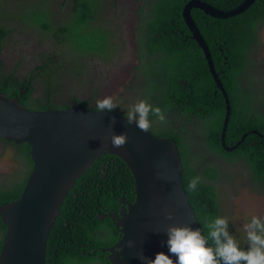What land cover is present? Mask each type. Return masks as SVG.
Segmentation results:
<instances>
[{"label": "water", "instance_id": "water-1", "mask_svg": "<svg viewBox=\"0 0 264 264\" xmlns=\"http://www.w3.org/2000/svg\"><path fill=\"white\" fill-rule=\"evenodd\" d=\"M257 1L223 10L216 0H0V26L9 32L0 68L19 84L13 98L0 93V139L29 146L33 161L20 199L0 206L8 227L0 264H45L46 236L66 193L101 154L119 156L136 180L135 204L122 199V210L110 215L120 239L108 252L123 264H139L137 251L149 258L166 251L160 242L168 224L202 230L185 186L178 143L158 130L171 127L190 143L207 145L215 111L187 114V126L159 106L152 86L170 69L167 57L173 56L178 36L190 39L223 100H230L224 143L230 139L233 102L217 76L195 10L202 7L215 18L230 19ZM150 64L156 65L151 76ZM104 96L118 105L112 114L92 108ZM87 99H92L89 108ZM139 99L160 107L166 121L146 132L128 125L123 114ZM113 133H126L127 143L112 147ZM128 241L132 248L126 247ZM110 260L116 264L114 257Z\"/></svg>", "mask_w": 264, "mask_h": 264}, {"label": "trees", "instance_id": "trees-1", "mask_svg": "<svg viewBox=\"0 0 264 264\" xmlns=\"http://www.w3.org/2000/svg\"><path fill=\"white\" fill-rule=\"evenodd\" d=\"M216 1L223 3L218 5L219 9L228 10L244 0ZM195 16L200 23L203 20L209 22L206 28L210 33L207 39L212 47V61L218 78L233 102L234 116L228 132L230 139L226 140L225 145L231 148L242 141L246 134L248 136L238 149L230 153L222 150L221 129L225 117V101L212 81L206 61L198 56L196 45L190 39L178 36L172 50L173 56L167 57L171 67L165 71L166 75L158 86L153 85L152 89L159 94V106L178 115L187 126V114L215 111V116L209 122L213 136L207 139L208 150L221 155L222 162L230 163V167L241 165L243 169L249 168L247 172L253 180L252 190L264 195V111H246L244 102L252 100L242 97L239 85L242 74L252 67L250 56L258 42L257 27L264 21V0H258L246 13L227 20H217L197 10ZM8 34L0 26V54ZM224 58H227L226 66ZM155 66L150 64V76ZM248 79L252 81L251 76ZM184 82L188 84L185 86ZM17 92L19 84L0 68V93L13 98ZM91 102L92 99L84 100V105L89 108ZM150 119L153 126L161 123L154 116L150 115ZM254 129L263 137L254 134ZM158 132L161 137H170L178 143L184 162L186 189L192 176L201 179L197 191L187 189V192L202 231L207 236L206 220L221 216L217 188L221 170L214 166L201 167L199 159L191 151L193 143L180 136L174 128L170 127L167 131L159 129ZM0 144L13 150L17 163V168L11 174L3 176L5 180L0 185L1 206L19 199L33 164L28 155L31 149L27 145L15 146L2 139ZM209 153H206L207 156ZM216 161L219 162L218 159ZM134 185L132 172L123 160L103 155L94 161L69 192L60 215L54 221L47 240L46 264H110L108 250L120 238L117 220L110 215L121 208L120 197L126 195L129 200H135ZM7 229L0 212V256Z\"/></svg>", "mask_w": 264, "mask_h": 264}, {"label": "clouds", "instance_id": "clouds-1", "mask_svg": "<svg viewBox=\"0 0 264 264\" xmlns=\"http://www.w3.org/2000/svg\"><path fill=\"white\" fill-rule=\"evenodd\" d=\"M117 108L118 105L111 96L95 100L96 114H112ZM150 115L161 123L166 121L165 112L146 99H139L131 104L122 118L128 125H134L140 131L146 132L152 127ZM127 141L126 133H113L110 137L111 146L114 148L123 147ZM221 146L224 152L228 148L225 144ZM229 149L230 152L234 151L233 147ZM216 163L217 161L214 162ZM200 183V177L194 175L188 180L187 189L195 192ZM165 218L171 220L172 214L166 213ZM206 227L207 236L199 227L168 224L163 229L164 239L160 242L161 247L166 248V251H157L150 258L145 256L142 250L137 251L136 259L139 264H264V216L253 215L244 224L246 247H241L230 233L228 220L225 217L217 215L206 220ZM231 227L234 229L233 226ZM126 247L132 248L133 242L128 241ZM121 252L122 249H116L118 255ZM111 256L109 252L110 264H112Z\"/></svg>", "mask_w": 264, "mask_h": 264}, {"label": "rangeland", "instance_id": "rangeland-1", "mask_svg": "<svg viewBox=\"0 0 264 264\" xmlns=\"http://www.w3.org/2000/svg\"><path fill=\"white\" fill-rule=\"evenodd\" d=\"M250 61L253 65L252 81L245 79L244 86L247 90L255 89L256 98L263 99L264 24L260 26L259 39L251 54ZM259 109L264 110V102L259 106ZM193 145L201 166H214L221 170L217 186L221 216L228 220L229 231L240 246L246 247L247 241L243 226L253 215L264 216V196L256 194L252 190L253 180L247 172L249 168L243 169L241 165L230 167L232 165L224 161L214 164L208 159L207 151L202 148V145L194 143ZM197 154L194 152L193 156L195 157ZM208 156L213 158L212 154H208ZM15 168H17V163L13 150L0 144V185L5 180L3 176L11 174Z\"/></svg>", "mask_w": 264, "mask_h": 264}, {"label": "bare ground", "instance_id": "bare-ground-1", "mask_svg": "<svg viewBox=\"0 0 264 264\" xmlns=\"http://www.w3.org/2000/svg\"><path fill=\"white\" fill-rule=\"evenodd\" d=\"M254 5H255V3H254L250 8H248L244 13H246V12H247L249 9H251ZM196 10H197V11H200V12H201L203 15H205V16H209V17L214 18V19H217V20H226V19H223V18H215V17H213L212 15L207 14L205 8L197 7ZM244 13H242V14H244ZM242 14H241V15H242ZM238 16H240V15H238ZM238 16H234V17H238ZM234 17H232V18H234ZM196 21H197L198 24H201V23H199L198 18H196ZM262 24H264V21L261 22V23L258 25V27H257L258 35H259V32H260V26H261ZM258 39H259V36H258ZM255 46H256V43H255ZM254 48H255V47H254ZM250 57H251V56H250ZM224 65H225V66L227 65V58H224ZM251 65H252V63H251ZM252 73H253V65H252V67H249V68H248V69L242 74V76L240 77V80H239V85H240V88H241V90H240V94L242 95L243 98H250V99L252 100V102H247V101L244 102V105H245V107H246V111H247L248 109H259V106L264 102V98H263V96H261L263 99H259V98L252 99L250 96H251L252 94H255V93H254L255 89H249V90H247V89L245 88V86L243 87V85H242V82H243L245 79H247V80L249 81L248 77H249V76H252ZM243 75L245 76V79L243 78ZM263 87H264V86H263ZM263 87H262V88H263ZM262 88H261V89H262ZM242 89H243V90H242ZM224 101H225V117H224V121H223V124H222V129H221V145L225 144V143H224V135H225L226 127H225V124H224V123L228 120V117H229V111H230V100H228V99H224ZM259 110H260V109H259ZM262 111H264V110H262ZM253 132H254V134H257V135H260L261 137H263V135L259 134L258 130L254 129ZM247 136H248V134H246V135L243 137L242 141H240L238 144L234 145V146H233V149H234V150L238 149V147L244 142V140H245V138H246ZM8 143H9V142H8ZM22 145H24V144H21V145H19V146H22ZM28 147H29V146H28ZM29 148H30V147H29ZM202 148H203L204 150L207 151L206 153H209V152H210L209 154H212V155H213V158L215 157L216 159L219 160V162L222 163V161L220 160V159L222 158L221 155H219V154H217V153L214 154V153H212L211 151H209L207 145H202ZM178 149H179V154H180V159H181V162H182V166H183V169H184V162H183V159H182V157H181V151H180V148H179V147H178ZM222 150H223V149H222ZM191 151H192V152H196V154H197V151L194 149V145H191ZM223 151H224V150H223ZM103 155H110V154H101L100 156H103ZM100 156H99L97 159H95L94 161L98 160V159L100 158ZM111 156H115V157L121 159V158H120L119 156H117V155H111ZM195 157L198 158V154H197ZM207 157H208L209 160H211V161L214 163L213 158H210L209 156H207ZM121 160H123V159H121ZM31 161H32V158H31ZM94 161L90 164V166L86 169V171L92 166V164L94 163ZM32 164H33V161H32ZM200 166H201V165H200ZM201 167H203V166H201ZM32 170H33V169H32ZM86 171H85V172H86ZM31 172H32V171H31ZM85 172H84L82 175H84ZM30 174H31V173H30ZM82 175H80L76 180L73 181V184H72V186H71V189L66 193V195H65V197H64V199H63L62 206H61V208H60V210H59V214H57V215L55 216L54 221H55L56 217L60 215V213H61V209H62L63 204H64V201L66 200V198H67L69 192L74 188L76 182L79 180V178H80ZM132 175H133V173H132ZM29 177H30V175H29ZM133 178H134V175H133ZM28 179H29V178H28ZM27 181H28V180H27ZM26 183H27V182H26ZM134 183H135V185H134V193H133V194H134V196H135V200H134L133 203H130V202L127 201V204H129V205H133V204H135V202H136V200H137V191H136V180H135V178H134ZM25 186H26V185H25ZM24 188H25V187H24ZM256 194H257V193H256ZM21 195H22V193H21ZM259 195H260V194H259ZM261 196H264V195H261ZM20 197H21V196H20ZM20 197H19V199H20ZM19 199H18V200H19ZM122 199H123V200H129V199L127 198L126 195L120 197L119 202H120L122 205H124V203L121 201ZM122 208H123V206H122ZM122 208H121L120 210H122ZM53 225H54V222H53ZM53 225H52L51 228L48 230V233H47V236H46V242H45V246H44V256H43V257H44V262H45V263L47 262V259H46V256H47V240H48V237H49V235H50V232H51V229H52Z\"/></svg>", "mask_w": 264, "mask_h": 264}, {"label": "flooded vegetation", "instance_id": "flooded-vegetation-1", "mask_svg": "<svg viewBox=\"0 0 264 264\" xmlns=\"http://www.w3.org/2000/svg\"><path fill=\"white\" fill-rule=\"evenodd\" d=\"M205 19V18H204ZM199 20V19H198ZM200 23V22H199ZM203 26V28H202V26ZM207 25H209V22H206V21H201V24H199V26H200V28L202 29V31L204 32V34H205V36L206 37H210V33H209V31H208V29L206 28V26ZM243 78L245 79V76L243 75ZM242 85H243V87H244V81L242 82ZM252 99H256V96H255V94H252L251 96H250ZM221 161L223 160L222 158L220 159ZM213 161L214 162H216V158L214 157L213 158ZM217 164V163H216ZM128 202H130V203H133L134 201H132V200H127ZM122 204H121V208H122ZM120 208V209H121ZM120 209L118 210V211H120ZM117 213V212H116ZM83 254H84V252H83ZM112 257H114V259H115V262H116V264H123L122 263V260L121 259H119V257H116V255H112ZM87 264H89V263H87Z\"/></svg>", "mask_w": 264, "mask_h": 264}]
</instances>
